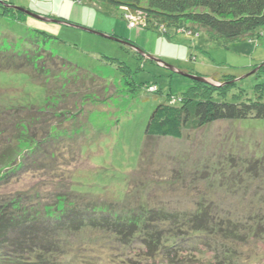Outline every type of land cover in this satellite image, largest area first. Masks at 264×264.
Here are the masks:
<instances>
[{"label":"rangeland","instance_id":"obj_1","mask_svg":"<svg viewBox=\"0 0 264 264\" xmlns=\"http://www.w3.org/2000/svg\"><path fill=\"white\" fill-rule=\"evenodd\" d=\"M0 1L59 21L45 22L29 15L21 21H13L10 16L0 15V53L11 55L33 49L32 44L40 45L48 53L79 66L83 70L78 74L80 80L95 95L86 97L83 103L78 99L79 113L70 112L67 123L65 116L55 119L53 113H48L49 126L59 130L56 133L52 128L54 136L63 131L66 136L73 133L67 137L74 142L75 149L59 150L58 154L64 159H56L59 170L64 168L70 172L66 180L63 183L44 182L41 176L25 172L24 179L14 182L9 190L40 191L44 195L59 183L69 192L67 199L97 200L111 212L114 205L115 211L123 215L140 212L142 207L147 211L152 206L167 204L166 207L178 212H194L200 202L211 201L218 204L226 216L246 223L263 215L264 121L219 122L191 130L181 141L148 140L145 131L152 112L159 103L167 101L168 94L177 96L187 91L192 81L142 57L138 50L178 71L208 77L216 86L223 83L214 82L211 78L215 75H221L222 80L225 79L222 75H234L227 78L226 84L233 85L235 91L244 89L253 96L255 86L264 84V72H261L264 70V35L225 46L221 42H210L205 34L189 37L184 31L157 30L142 24L131 28L125 19L126 6L117 8L90 0ZM105 34L114 39L103 37ZM122 65L128 66L129 74L126 68H119ZM31 73L39 78L33 71ZM40 80L20 73L1 74L0 106L23 103L24 106H45V90L35 86ZM154 85L158 92H149V87ZM259 93L264 95V86L259 87ZM10 94L17 95V100H11ZM73 100H64L66 105L56 107L55 113L66 106L72 108ZM31 150L32 144L20 145V152L28 159ZM61 160L67 164L58 166ZM169 163L173 167H163ZM169 178L177 181H166ZM73 179L75 184L72 185ZM70 201L71 205L73 201ZM82 232L75 236L72 244L75 248L69 255V259L73 258L72 264H133L130 259L139 262L141 255L144 257L149 252L153 255L156 250L148 252L147 245L141 246L138 240L126 256L121 252L111 255L106 251L107 245L94 238L96 235ZM186 236L179 240H186ZM200 239L187 240L185 244L183 250H191L193 255L188 264H209L211 261L212 253L203 249L206 246L200 243L203 238ZM255 244L259 253L246 255L248 257H243L241 264H264V243L258 240ZM97 256H102V260H97ZM178 256L176 263L185 264L186 255L180 253ZM151 258H141L142 264H168L163 257Z\"/></svg>","mask_w":264,"mask_h":264},{"label":"trees","instance_id":"obj_2","mask_svg":"<svg viewBox=\"0 0 264 264\" xmlns=\"http://www.w3.org/2000/svg\"><path fill=\"white\" fill-rule=\"evenodd\" d=\"M90 1L117 8L126 6L125 19L131 28L133 23L135 27L142 24L157 30L184 31L189 37L205 34L210 42H221L225 46L264 35V0ZM26 11L0 1V15L10 16L13 21H21L22 17L28 15ZM31 47L33 49H27V52H13L11 55L0 53V75L20 73L29 78L41 79L40 84L35 86L45 90L43 107L24 106V103L11 107L0 106V264H72L73 258L69 259V255L75 252L72 244L75 236L83 233V230L96 235L94 238L100 244L107 245L108 254L121 252L126 256L130 253V247L135 248V242L139 240L141 246L147 245L148 252L156 249L153 255L149 252L144 257H163L168 264H177L180 253L186 255L183 260L188 264L193 255L191 250L184 251L185 244L187 240L201 241L200 238H203L200 243L206 246L203 249L212 253L209 264H241L243 257L259 253L255 249V242L259 240L264 243V213L246 223L226 216L220 206L211 201L200 202L194 212H178L166 207L167 204L152 206L147 211L142 207L140 212L136 211L138 213L131 211L123 215L115 211L114 205L111 212L97 200L67 199L69 192L66 186L58 184L63 183L70 172L64 168L59 170L56 159H64L61 153L58 154L59 150L68 147L75 149L74 142L67 137L73 133L66 136L63 131L54 136L59 130L49 126L51 120L48 113H53L55 119L62 116L67 118L70 112L79 113L78 99L83 103L86 97L95 95L80 80L78 74H82L83 70L79 66L48 53L40 45L32 44ZM53 64L56 68L52 67ZM256 66L258 64L253 67ZM119 68H126L128 74L130 72L128 66ZM28 69L39 75V78L31 75ZM194 76L202 77L198 74ZM220 76L215 75L211 79L214 82L222 81L221 86L189 78L192 86L187 91L177 96L168 94L167 101L159 103L149 117L145 131L147 139L181 141L191 130L219 122L264 121V95L259 93V87L264 84H257L252 96L244 89L235 91L233 85L226 84L227 78H233L234 75H222L225 78L223 80ZM149 92L157 93V86H150ZM10 95L11 100H17V95ZM73 98L75 102L72 108L66 106L55 113L56 107L66 105L64 100L71 101ZM67 120L64 118L65 123ZM52 128L56 130L55 134ZM22 143L32 144L31 153L28 154L30 160L20 152ZM51 159L55 164L50 162ZM61 161L58 166L67 164ZM163 167L173 166L169 163ZM25 172L41 176L44 182L55 180L59 183L54 184L56 186L44 195L40 191L9 190L15 185L14 182L24 179ZM169 180L177 181L175 178L166 179ZM74 181H71L72 185ZM70 200L73 201L71 205ZM237 210L234 211L240 214ZM185 235L186 240H179ZM194 255L198 257L196 253ZM100 257L96 259L102 260ZM140 257L139 262L130 259L131 263L142 264Z\"/></svg>","mask_w":264,"mask_h":264},{"label":"water","instance_id":"obj_3","mask_svg":"<svg viewBox=\"0 0 264 264\" xmlns=\"http://www.w3.org/2000/svg\"><path fill=\"white\" fill-rule=\"evenodd\" d=\"M26 12H27V14H28L29 16H31L32 18H35V19H37V20H41V21H45V22H59V21H57V20H55V19H53V18H49V17H45V16H40V15H37V14H32V12H30V11H26ZM69 24H71V23H69ZM82 29H83V28H82ZM84 30H86V29H84ZM88 31H90V30H88ZM90 32H92V31H90ZM93 33L97 34V32H93ZM103 37H105V38H110V39H114L112 36H108V35H106V34L103 35ZM121 42H122V41H121ZM124 43H126V42H124ZM131 46H132V45H131ZM132 47L135 48L136 50H138V48H136V47H134V46H132ZM138 51H139L140 54H142V55L145 56V57L150 58L151 60L155 61V62L158 63L159 65H161V66H165V67H166L167 69H169L171 72H175V73H177V74H179V75H181V76H185V77L190 78V79L195 80V81L205 82V83H210V82L208 81V79H206V78H204V77L194 76V75H190V74H186V73H184V72L178 71V70L175 69L174 67L165 64L164 62L160 61L159 59L154 58V57H151V56H148V55L145 54V52H143L142 50H138Z\"/></svg>","mask_w":264,"mask_h":264},{"label":"built area","instance_id":"obj_4","mask_svg":"<svg viewBox=\"0 0 264 264\" xmlns=\"http://www.w3.org/2000/svg\"><path fill=\"white\" fill-rule=\"evenodd\" d=\"M134 24L132 23V25L131 26H133Z\"/></svg>","mask_w":264,"mask_h":264}]
</instances>
